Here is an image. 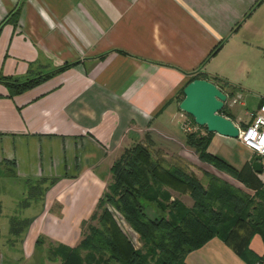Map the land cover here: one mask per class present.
Instances as JSON below:
<instances>
[{"label":"crops","instance_id":"1","mask_svg":"<svg viewBox=\"0 0 264 264\" xmlns=\"http://www.w3.org/2000/svg\"><path fill=\"white\" fill-rule=\"evenodd\" d=\"M17 3L0 0V22ZM192 71L234 98L221 115L238 126L245 81L264 78V0H23L0 26V75L43 79L13 94L0 83V170L40 186L39 211L21 215L24 254L38 235L72 245L121 150L151 125L178 124L175 97ZM238 143L213 133L206 151L237 169L252 154ZM237 145L247 151L231 153ZM248 246L264 253L257 234ZM184 261L244 264L217 237Z\"/></svg>","mask_w":264,"mask_h":264},{"label":"trees","instance_id":"2","mask_svg":"<svg viewBox=\"0 0 264 264\" xmlns=\"http://www.w3.org/2000/svg\"><path fill=\"white\" fill-rule=\"evenodd\" d=\"M22 3L23 0H18L0 26L11 18L15 22ZM223 41L221 39L213 50ZM188 75L186 83L195 78L204 79L194 71ZM42 79L38 76L17 81L0 75V83L10 94L31 88ZM214 81L219 82V79ZM182 87L175 97L177 102L182 98ZM261 102L264 100L259 99L258 105ZM223 108L224 104L220 114ZM188 118L196 130H185V144L194 150L200 161L229 174L241 187L210 172L203 173L206 181L202 185L191 173L177 165L162 166L144 145L132 143L111 163L109 181L87 220L81 222L86 224V231L73 246L47 244V259L59 260V264H186V253L217 237L244 264H256L261 254L252 251L248 244L257 234L264 245V155L260 160L261 178L247 161L236 169L206 151L213 133L196 125L190 116ZM247 123L249 120L239 127ZM169 190L186 192L191 204L185 205L171 196ZM110 210L118 213L137 234L139 247L119 230ZM8 221V232L15 236L28 225L26 219L10 218ZM42 244L43 238L38 235L33 245Z\"/></svg>","mask_w":264,"mask_h":264},{"label":"rangeland","instance_id":"3","mask_svg":"<svg viewBox=\"0 0 264 264\" xmlns=\"http://www.w3.org/2000/svg\"><path fill=\"white\" fill-rule=\"evenodd\" d=\"M221 56H224L225 61L229 58L225 55ZM214 64L218 67H223L225 63H223L220 57ZM258 81L253 82V78L249 77L245 81L249 89L242 91L238 99V101L242 100L243 104L240 105L238 101L234 104V108L240 117L238 126L240 123H245L248 120V115H245V111L248 112L252 110L257 104L259 99V96L255 93L257 87L259 86L262 91H264V78L261 77ZM233 102L234 98L225 100L223 112H227V106L229 104L232 105ZM176 116L179 121L176 126L170 125L171 127L165 129V127L163 128L160 125L156 127L155 125L153 127L151 125L150 129L142 133L141 138L137 142L144 145L150 151L153 158L159 159L162 166L177 165L185 172L195 176L202 185H205L206 181L203 173L210 172L235 186H239L229 174L217 171L210 164L202 162L197 158L194 150L188 147L184 142V132L186 131L182 126L186 125L191 131L196 130V127L190 123L185 113L177 110ZM160 124H162V122H160ZM165 130L169 133H165ZM246 151L247 149L241 147V145H237L231 153L237 155ZM169 192L171 196L178 198L185 205L189 206L191 204V200L186 192L175 190H169ZM40 195L41 190L37 183L33 181H14L11 177L3 175L0 170V254L2 256V264H59V260L48 261L45 252L47 244H55L57 242H50L48 238L43 237V244L41 246L35 245L30 251L24 254L25 249L22 247L21 241L23 235H25V231L23 230L24 232L22 231L16 236L7 231L10 226L8 219L13 218V220H22L24 217L21 215L28 216L39 211L41 206L39 202ZM110 212L119 230L135 247H139L140 242L138 241L137 234L126 225L118 213L113 210H110ZM84 231H86V224H81V222L78 223L76 225V238L71 246L77 243ZM110 264L116 263L112 262Z\"/></svg>","mask_w":264,"mask_h":264},{"label":"water","instance_id":"4","mask_svg":"<svg viewBox=\"0 0 264 264\" xmlns=\"http://www.w3.org/2000/svg\"><path fill=\"white\" fill-rule=\"evenodd\" d=\"M182 98L177 103L179 111L187 114L198 126H204L207 132L237 138V126L219 113L226 95L209 80L195 78L187 82L181 90ZM261 157L251 154L247 162L256 174L261 173Z\"/></svg>","mask_w":264,"mask_h":264},{"label":"built area","instance_id":"5","mask_svg":"<svg viewBox=\"0 0 264 264\" xmlns=\"http://www.w3.org/2000/svg\"><path fill=\"white\" fill-rule=\"evenodd\" d=\"M249 123L245 127L237 126L236 140L245 148L249 149L252 154L264 155V102H261L256 110L248 113ZM185 130H189L183 125ZM256 264H264V253L261 254Z\"/></svg>","mask_w":264,"mask_h":264},{"label":"snow or ice","instance_id":"6","mask_svg":"<svg viewBox=\"0 0 264 264\" xmlns=\"http://www.w3.org/2000/svg\"><path fill=\"white\" fill-rule=\"evenodd\" d=\"M262 142H264V141H262Z\"/></svg>","mask_w":264,"mask_h":264}]
</instances>
